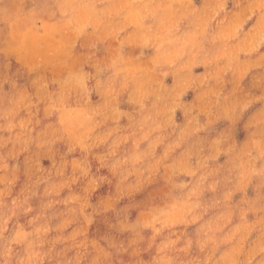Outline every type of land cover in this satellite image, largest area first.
<instances>
[{
    "label": "clouds",
    "instance_id": "9594fccd",
    "mask_svg": "<svg viewBox=\"0 0 264 264\" xmlns=\"http://www.w3.org/2000/svg\"><path fill=\"white\" fill-rule=\"evenodd\" d=\"M0 264H264V0H0Z\"/></svg>",
    "mask_w": 264,
    "mask_h": 264
}]
</instances>
